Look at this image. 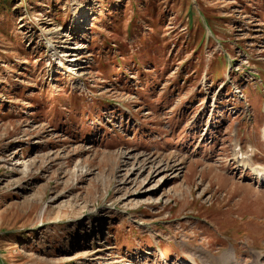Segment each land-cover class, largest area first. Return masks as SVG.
<instances>
[{
  "label": "rangeland",
  "instance_id": "374dc122",
  "mask_svg": "<svg viewBox=\"0 0 264 264\" xmlns=\"http://www.w3.org/2000/svg\"><path fill=\"white\" fill-rule=\"evenodd\" d=\"M237 149L264 171V0H0V264H264Z\"/></svg>",
  "mask_w": 264,
  "mask_h": 264
},
{
  "label": "bare ground",
  "instance_id": "6f19581e",
  "mask_svg": "<svg viewBox=\"0 0 264 264\" xmlns=\"http://www.w3.org/2000/svg\"><path fill=\"white\" fill-rule=\"evenodd\" d=\"M234 159L236 160L235 163H237V167L242 168V170L248 168L250 172L255 173L257 180L254 181V184H257L258 186L262 184V182H260V178L264 177V171L259 170L256 165H251L249 159L239 156L238 153H234ZM235 168L236 167L233 166L231 167V170ZM234 258L235 257H233V255L228 252L223 256V258L221 256L220 259L215 262V264H232L233 262L231 261H233ZM191 261L195 263L192 259ZM255 264H262L259 258L256 259Z\"/></svg>",
  "mask_w": 264,
  "mask_h": 264
},
{
  "label": "trees",
  "instance_id": "16d2710c",
  "mask_svg": "<svg viewBox=\"0 0 264 264\" xmlns=\"http://www.w3.org/2000/svg\"><path fill=\"white\" fill-rule=\"evenodd\" d=\"M188 10H191V8H188Z\"/></svg>",
  "mask_w": 264,
  "mask_h": 264
}]
</instances>
